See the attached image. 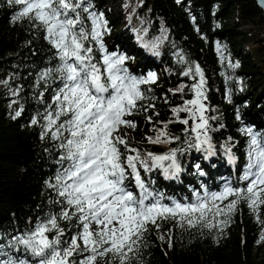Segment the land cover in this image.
Instances as JSON below:
<instances>
[{
    "label": "trees",
    "instance_id": "1",
    "mask_svg": "<svg viewBox=\"0 0 264 264\" xmlns=\"http://www.w3.org/2000/svg\"><path fill=\"white\" fill-rule=\"evenodd\" d=\"M85 3L91 6V11L103 14L108 29L103 35L106 49L124 55L127 58L124 66L132 75L140 77L154 72L157 76L155 83L140 86L149 99L139 103L145 107L152 103L154 107L147 112L138 109L126 118L135 121V129L122 126L116 133L124 136L130 147L156 154L170 148L187 149L184 141L192 135V121L188 125L177 122L172 108L192 99L191 85L199 81V77L193 80L181 73L197 64L203 71L207 97L204 104L208 109L205 115L215 118L209 120L208 133L214 154L194 148L179 154L182 171L173 179L165 178L160 170L151 173L141 170L149 187L163 194L162 202L190 203L195 199L194 191L203 196L205 191H222L226 184L246 187L247 182L240 180L247 163L248 143L242 129L252 127L264 133V14L253 0H85ZM20 7L0 0V243L24 233L38 218L58 213L61 208L53 203L59 198L48 186L49 182L55 183L60 168L56 161L61 151L50 137L41 139L42 119L37 125L30 124L51 103L57 86H45L38 80V73L58 61L42 30L33 28L26 19L13 21ZM89 26L86 21L85 27ZM162 32L167 38L159 45V55L144 47L138 38L147 43L160 38ZM217 45L223 51V61ZM177 53L185 57L184 63L179 62ZM93 55L99 60L98 50ZM229 62L239 66L229 67ZM182 84L184 91H175ZM17 90L18 94L13 95ZM21 108L22 115L13 119L15 111ZM147 116L152 117V123ZM179 116L188 118L184 112ZM168 121H174L168 124V132L180 139L172 144H149L146 137L155 135L153 126L159 128L160 122ZM185 129L189 131L186 133ZM225 146L231 148L235 163L229 162ZM127 183L138 196L134 183L131 180ZM259 220L264 221V206L260 208ZM160 225L159 229L149 225L144 234L139 264H263L258 254L264 241H257L264 224L258 222L257 215L244 202L238 204L222 233L216 229L180 227L171 219L160 221ZM60 226L67 229L65 238L78 230L74 221L71 224L60 221ZM161 235L164 240L159 239Z\"/></svg>",
    "mask_w": 264,
    "mask_h": 264
},
{
    "label": "snow or ice",
    "instance_id": "2",
    "mask_svg": "<svg viewBox=\"0 0 264 264\" xmlns=\"http://www.w3.org/2000/svg\"><path fill=\"white\" fill-rule=\"evenodd\" d=\"M6 2L21 6L13 21L26 19L33 28L42 30L58 61L38 73V80L45 86H57L51 103L30 124L37 125L42 119L41 139L50 137L61 151L56 161L60 168L54 177L55 183H48L59 198L53 203L60 204L61 208L58 213L38 218L24 233L0 243V264H133L134 260L139 264L140 248L149 225L159 229L160 221L171 219L180 227L216 229L222 233L241 202L264 224L259 220L260 208L264 206V133L252 127L242 129L248 143L247 163L240 180L247 182L246 187L226 184L222 191H205L203 196L194 191L195 199L190 203L172 200L171 204H165L163 194L153 191L142 177L141 170L144 173L160 170L167 179L177 178L182 171L177 157L188 149L214 154L208 133L209 120L215 118L205 115L208 110L204 104L206 81L198 64L181 73L193 80L199 77L191 85L193 98L172 108L177 122L188 125L192 121V135L184 141L187 149L170 148L163 154L142 153L116 133L122 126L135 129V121L126 118L138 109L147 112L154 107L152 103L146 107L139 103L149 99L140 86L155 83L157 76L154 72L140 77L132 75L124 66L127 58L106 49L103 35L108 29L103 14L91 11L85 0ZM86 21L89 27H85ZM138 38L144 47L159 55V45L167 37L162 32L160 38L147 43ZM96 50L100 53L99 60L93 55ZM217 51L223 61L225 57L219 45ZM176 55L179 62H185L181 53ZM238 66L229 62V67ZM184 88L182 84L175 91L183 92ZM12 94L17 95L18 90ZM40 96L43 98L44 93ZM22 112V108L15 111L12 118L20 117ZM181 112L187 113L188 118L181 119ZM236 118L240 119L239 114ZM146 119L152 123L151 116ZM173 122H160L159 128L154 125L155 135L146 137L147 142L178 141L180 138L167 130ZM225 154L229 162L235 163L231 148L225 146ZM129 180L134 183L138 196L129 189ZM60 221L70 224L74 221L77 232L65 238L67 229L60 226ZM159 239L165 237L161 235ZM261 241H264V230L257 243ZM168 244L172 246L171 236Z\"/></svg>",
    "mask_w": 264,
    "mask_h": 264
},
{
    "label": "water",
    "instance_id": "3",
    "mask_svg": "<svg viewBox=\"0 0 264 264\" xmlns=\"http://www.w3.org/2000/svg\"><path fill=\"white\" fill-rule=\"evenodd\" d=\"M254 4L261 10V12L264 14V0H253Z\"/></svg>",
    "mask_w": 264,
    "mask_h": 264
},
{
    "label": "rangeland",
    "instance_id": "4",
    "mask_svg": "<svg viewBox=\"0 0 264 264\" xmlns=\"http://www.w3.org/2000/svg\"><path fill=\"white\" fill-rule=\"evenodd\" d=\"M113 9H116V7H114ZM242 52L243 53L247 52V49L246 48L242 49ZM93 228H95V225H93ZM258 257H259V260H261L264 264V247L262 248L261 252L258 254Z\"/></svg>",
    "mask_w": 264,
    "mask_h": 264
}]
</instances>
